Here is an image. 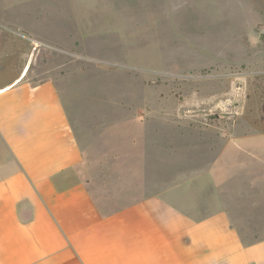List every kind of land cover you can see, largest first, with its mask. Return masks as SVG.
Wrapping results in <instances>:
<instances>
[{
    "label": "rangeland",
    "instance_id": "rangeland-1",
    "mask_svg": "<svg viewBox=\"0 0 264 264\" xmlns=\"http://www.w3.org/2000/svg\"><path fill=\"white\" fill-rule=\"evenodd\" d=\"M263 27L264 0H0V81L27 49L24 76L55 82L79 177L114 209L188 193L222 145L264 150Z\"/></svg>",
    "mask_w": 264,
    "mask_h": 264
},
{
    "label": "crops",
    "instance_id": "crops-1",
    "mask_svg": "<svg viewBox=\"0 0 264 264\" xmlns=\"http://www.w3.org/2000/svg\"><path fill=\"white\" fill-rule=\"evenodd\" d=\"M30 55L0 81V264H264L262 145H222L188 193L105 210L79 177L86 156L57 85L24 76Z\"/></svg>",
    "mask_w": 264,
    "mask_h": 264
},
{
    "label": "built area",
    "instance_id": "built-area-1",
    "mask_svg": "<svg viewBox=\"0 0 264 264\" xmlns=\"http://www.w3.org/2000/svg\"><path fill=\"white\" fill-rule=\"evenodd\" d=\"M261 32H262V34H264V27L262 28Z\"/></svg>",
    "mask_w": 264,
    "mask_h": 264
}]
</instances>
